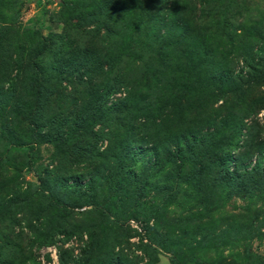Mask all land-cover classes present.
Returning <instances> with one entry per match:
<instances>
[{"label":"trees","instance_id":"obj_1","mask_svg":"<svg viewBox=\"0 0 264 264\" xmlns=\"http://www.w3.org/2000/svg\"><path fill=\"white\" fill-rule=\"evenodd\" d=\"M99 1L92 0L95 11L86 13L88 16L94 12L102 15L99 33L87 38L83 32L85 25L79 22L66 28L59 40L53 42L60 41L61 48H69L70 52L74 48V52L71 55L60 52L52 61H50L52 41L41 38V44H44L43 51L28 63L24 59V53L17 55L12 52L14 42L0 31V65L7 64V67L3 65L4 70L0 71L1 85L8 83L6 81L12 72L10 68L12 65L15 66L16 75L20 76L6 89L4 85L0 90V112L5 111L8 117L14 119L17 116L21 119L29 117L28 121L31 120L32 124L30 126L29 123L28 126L38 134L39 139L41 130H36L35 118L38 117V111L40 116L43 112L48 113L54 105L51 98L55 94L49 92L45 95L46 90L51 88L52 80L45 77L42 69L44 66H54L56 74L63 77L60 85L66 82L70 87L73 84L77 86V95L73 97L80 104V110L76 114L81 115L77 117L75 126L81 128L75 137L78 136L77 140L81 141L79 155L83 153L82 157L78 156L83 164L82 169L67 173L66 175L71 177L67 183L62 179L55 180L56 176L60 175L57 173L59 168L54 171L48 169L36 176L38 185L29 184L23 194L12 195L0 204V264H36L31 252L32 242L21 243L19 235L14 236L10 228L13 223L9 222L11 225L8 226V219L18 222L17 214L23 216L20 211L25 210H30L33 214L32 218L26 219L27 224L33 221L35 226L37 223L39 225V228L33 226L32 230L30 226L26 227L38 236L41 246H52L57 238L66 241L72 237L82 238L83 235L89 237L88 248L81 250L77 264H127L126 261L130 264L137 263L138 257L134 255L129 259L124 257L125 255L116 254L106 263H102V258L99 259L102 255L100 245L106 240H102V237L112 229L117 230V233L128 232L125 224L129 218H134L145 225L154 219L156 221L154 228L161 222L156 210H152L144 203L150 177L158 174L160 151L150 152V149H147L142 155L137 150L139 146L144 145V138L149 140L153 136L157 139L156 135L161 133L158 119L165 122L179 103H183L181 109L180 107L178 109L181 121L185 124L190 123L189 127L195 126L194 117L184 113L185 109L193 112L191 97L198 96V103L201 102L199 105H203L206 96L212 93L211 87L219 89L227 86L232 80L231 73L225 68L226 63H229L228 57L222 58L215 42L218 28L223 26L237 36L236 32L242 30L246 23L256 22H253L254 19L247 20L248 8L244 4L236 3V0H101L102 8L96 9ZM245 36L248 39L250 34ZM217 39L221 41L220 38ZM243 40L236 45L240 50L242 62L250 73L248 76L254 82L264 81L262 53L256 50L253 54L255 58L252 54L250 56L246 51L247 44L245 46L247 40ZM232 41L228 39L227 43L230 45ZM204 60H207L208 65L213 64L217 68L211 66L216 74L208 84L211 87L204 86L202 90V87L196 86L201 85L197 78L190 80L185 76L191 71L192 77H198L197 74L201 71L198 66ZM23 63L28 70L29 64L33 69L35 83L32 86L27 85ZM180 73L183 81L177 86L175 81ZM187 81H191L190 85L186 84ZM204 82L209 80L204 79ZM177 91H183L185 95L179 98ZM219 93L220 95L212 97L211 100L218 102L223 99L221 110L214 109L212 101L208 108H202L205 122L208 125L212 123L205 131L212 132L203 135L213 137L216 132L221 131L227 137L229 145L235 141L231 145L235 148L242 131L250 130L247 122L245 123L249 114L241 112L243 115H237L241 106L234 111L221 89ZM117 94L122 95L114 98ZM90 96L92 100H88ZM22 111L23 115L19 114ZM61 119L58 118L48 127L54 132L56 123L64 124ZM97 121L99 126L102 125V131L98 134L93 132ZM84 126H88L90 135H83L86 129ZM161 126L163 128L164 124ZM66 130L61 137L68 143L73 134L69 132L70 128ZM3 135L5 136V133L0 132V138ZM33 135L32 132L31 137ZM42 135L46 141L51 140L49 136ZM14 137L16 136L12 138ZM94 137L98 141L102 140V145L105 144L102 152L95 148L88 150L87 147ZM195 139V136L192 137V145L196 146L198 139ZM185 145L187 146V143ZM259 145L260 143H256L253 148L258 155L255 163L249 168L239 162L236 168L230 170L227 163L226 166L219 163L220 168L216 171L213 168L209 169L213 174L211 178L209 172H202L197 167L193 175H179V183L198 185L204 182L211 188H218L223 184L235 190L241 185H247V188L251 185L262 187L264 159L261 158ZM149 153L155 158L158 156L157 161L146 160L145 156ZM77 175L78 180L75 179ZM18 189L20 186L14 184L11 191L14 193ZM75 200L78 202L72 204ZM80 201L81 204H77ZM82 206L92 208L88 218L85 211L75 213V208ZM130 209L135 210L133 214L129 212ZM92 214L94 222L91 219ZM2 226L6 227L4 231ZM7 233L8 237L11 234L10 238L17 239L19 243L9 240L4 235ZM112 240L118 245L124 242L119 236ZM167 240L165 236H161V239L156 241L161 245L158 246L162 247L168 244ZM109 241L111 238L104 242L105 245ZM98 247L100 248L97 249ZM147 255H150L148 257L151 259L155 257L150 252ZM150 264H153L152 260Z\"/></svg>","mask_w":264,"mask_h":264},{"label":"rangeland","instance_id":"obj_2","mask_svg":"<svg viewBox=\"0 0 264 264\" xmlns=\"http://www.w3.org/2000/svg\"><path fill=\"white\" fill-rule=\"evenodd\" d=\"M236 3L244 4L248 8L247 20L254 19L253 22H256L246 23L243 31L240 29L236 32L237 36L223 26L218 28V36L215 35L218 53L222 58L228 57L229 63H226L225 68L231 73L232 80L227 86L214 89L208 84L216 74L211 66L217 67L213 64L208 65L207 60L200 62L198 67L201 71L198 72V77H192L191 71H189L185 78L190 80L197 78L201 85L204 79L209 80L202 86H196L202 87V90H204V86L211 87L212 93L209 94L210 97L206 96L203 105H199L201 102L198 103V96L191 97L190 103L194 108L193 112H190V109L184 110L185 115L194 117L195 126L189 127L190 123L185 124L181 121L178 109L183 103H179L175 111H172L173 116L171 113L165 122L162 120L160 122L158 119L161 133L156 135L157 139L151 135L152 140L144 138V145L139 146L140 148L137 150L142 155L147 149H150V152L160 151L158 174L150 177V185L144 203L152 210H156L161 222L154 228L156 226L154 219L145 225L134 218H129L128 223L125 224L128 232L117 233L115 229L109 231L105 237H102V240L111 238V241L105 245V240L100 245L102 255L99 256V259L102 258V263L110 261L114 255L119 254L125 255L124 257L129 259L133 255L137 256L138 262L134 264H150L151 260L153 264H173V262L175 264H264V186L251 185L247 188V185H241L239 189L235 190L223 184H220L218 188H211L204 182L198 183V185L196 183L188 185L179 183L178 180L179 175H193L197 171V167L202 172H209L212 178L213 174L209 169L213 168L216 171L220 168L219 163H223L225 166L227 163L230 170L236 168L239 162L242 166L249 168L257 159L258 153L253 150L256 143H260L258 148L261 158L264 159V81L254 82L250 79L248 76L250 73L242 62L240 50L236 45L244 41L243 39L247 40V42L245 41V46L247 44L246 48H248L246 51L255 58L253 54L258 50L263 55L264 63V0H236ZM94 7L95 4L92 3V0H0V31L8 36L7 39L14 42L12 52L17 55L24 53V59L29 63L32 58L43 51L44 44H41V38L52 42L59 40L66 28L75 26L78 22L85 25L83 32L87 38L99 33L98 29L102 27V15L95 14V12L89 16L86 15V13L95 11ZM99 7L102 8L101 0L96 9ZM248 33L250 37L246 39L245 35ZM217 38H220L223 43ZM83 39H85L84 36ZM228 39L233 40L230 45L227 43ZM73 49L70 52L69 48H61L60 41L53 42L50 61L60 52H67L71 55L74 52ZM219 62H221V58H219ZM3 65L7 67L6 63L1 64L0 71L4 70ZM181 65L184 66V64ZM24 66L23 63L22 67L26 69L27 85L32 86L35 83L33 69L30 64L29 70ZM10 68H12V72L6 81L8 83L1 85L2 82H0V90L4 85V89H6L11 82L20 77L16 75L15 66L12 65ZM42 70L45 72V77L52 80L51 88L46 90L45 95L49 92L55 94L51 98L53 107L48 113L43 112L41 116L38 111V117H36L38 120L35 118V128L38 131L41 130L39 139L38 134L28 126L29 123L30 126L32 124L31 120L28 121L29 117L21 119L17 116L18 119H16L17 117L14 119L11 116L8 117V113L5 111L0 112V132L5 133V136L0 138V204L7 201L12 195L23 194L29 184L38 185L36 177L38 173L43 174L48 169L54 171L59 168L57 173L60 175L56 176L55 180L62 179L67 183L68 178L71 177L66 174L73 170L74 172L75 170L80 171L83 167L78 157H82L83 154L79 155L80 150H78L81 141L77 140L78 136L75 137L81 128V126H75L77 117L81 115V113L76 114L80 110V104L73 97L77 95V86L73 84L70 87L66 82L60 85L63 77L56 74L54 66H44ZM181 81L183 80L180 73L177 75L175 85L179 86ZM190 82L187 81L186 84L190 85ZM220 89L234 111L238 106H241L237 115L242 114L241 112L249 114L245 123L247 122L250 130L242 131V136L239 137V142H236L235 148L231 147L235 141L229 145L227 137L221 131H218L220 135L216 132L213 137L203 135L212 132V130L205 132L212 123L208 125L205 122L206 118L202 108H208L212 101L211 98L220 95ZM121 95L117 94L114 98ZM184 95L183 91H177L179 98ZM88 100H92V97H88ZM222 100L212 101L213 108L221 110L224 101ZM24 111L19 114L23 115ZM58 118H62L61 122L64 124L56 123L53 132L48 125ZM65 121L68 122L65 123ZM72 122L74 125L71 126ZM98 124L97 121L93 129V132L97 134L102 131V125ZM162 124H164L163 128ZM84 127L86 129L83 135H90L88 126ZM67 128H70L69 132L73 134L68 143L61 137ZM32 132L34 135L31 137ZM227 132L229 133V130ZM10 134L12 137H16H8ZM42 134L49 136L51 140L46 141L42 138ZM194 136L195 140L198 139L196 146L192 145ZM58 140L61 143H58ZM34 141L36 142L33 143ZM147 142L148 144H146ZM105 147V144L102 145V140L98 141L94 137L87 148L88 150L95 148L102 152ZM32 148L34 149L32 150ZM28 155L30 158H27ZM145 157L146 160L154 162L157 161L158 156L155 158L149 153ZM75 179L78 180V175L75 176ZM14 184L20 186V189L12 193ZM76 202L78 201L75 200L72 204ZM77 204H81V201ZM91 210L90 206H82L75 208V213L85 211L88 218ZM134 211V209H130L129 212L133 214ZM20 213L23 216L17 214L18 222L8 219V226L13 223L10 228L14 232V236L19 235L21 243L32 242L31 252L35 257L36 264L78 263L77 259L80 257L81 250L88 248V236L72 237L66 241L57 238L56 243L52 246H41L38 236L31 231L35 223L31 221L30 224H27L28 220L26 219L32 218L33 214L30 210L20 211ZM91 219L94 222L93 214ZM12 220L14 221L11 222ZM26 226H30L31 230ZM35 227L39 228L38 223ZM4 228L6 227L2 226V231L5 230ZM4 235L8 237V233ZM10 235L9 240L19 243L17 239H11ZM118 236L124 240L119 245L112 240ZM161 236H165L169 242L159 247L160 244L157 241L161 239ZM2 241L4 242V239ZM148 246L154 249H150ZM153 250L156 252L153 253ZM143 252L147 254L150 252L152 256H155L154 259L145 253L146 256ZM126 263L130 264L127 261Z\"/></svg>","mask_w":264,"mask_h":264}]
</instances>
